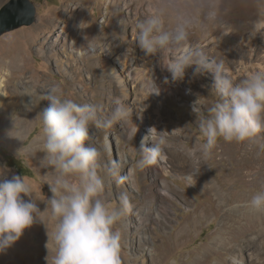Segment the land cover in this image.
Instances as JSON below:
<instances>
[{
    "label": "rangeland",
    "instance_id": "1",
    "mask_svg": "<svg viewBox=\"0 0 264 264\" xmlns=\"http://www.w3.org/2000/svg\"><path fill=\"white\" fill-rule=\"evenodd\" d=\"M8 1L0 0V8ZM31 1L37 9L35 22L0 37V174L27 180L33 197L45 206L42 218L52 228L56 220L47 206L52 193L46 182L54 171L41 150L40 113L50 105L44 97L56 87L65 98L96 106L101 116L111 114L119 102L135 117L143 111L148 125L166 130L169 140L166 167L141 168L143 135H131L126 120L107 130L90 126L89 144L99 150L105 166L101 175L107 203L119 207L120 196L126 193L132 205L114 226L122 234L121 264H139L131 260L136 254L128 242H139L144 232L149 237L147 264H152L151 254H157L159 264H233V259L236 264H264V212L247 207L253 195L264 191V174L257 179L253 174L264 166V133L241 143L220 139L211 158L201 157L197 163L190 150L203 138L194 109L206 115L219 97L211 89V75L194 77L192 69L180 86L171 88L167 82L171 73L160 58L139 49L134 32L143 0ZM258 19L255 7L237 5L224 17L231 32L224 34L218 27L208 36H193L190 44L223 60L238 82L243 72L264 68V34L253 33ZM5 60L10 65L5 66ZM125 60H132L133 69L123 94L118 78L127 71ZM10 130L24 137V145L8 135ZM18 149L29 175L20 173L5 156L17 158ZM109 167L115 175L107 172ZM197 169L196 183L188 187L180 177ZM218 181L226 184L220 194L209 189ZM44 231L42 222L26 229L13 244L10 261L2 263L0 258V264H48V254L51 264L54 253L45 256L39 251L45 245Z\"/></svg>",
    "mask_w": 264,
    "mask_h": 264
},
{
    "label": "clouds",
    "instance_id": "2",
    "mask_svg": "<svg viewBox=\"0 0 264 264\" xmlns=\"http://www.w3.org/2000/svg\"><path fill=\"white\" fill-rule=\"evenodd\" d=\"M237 5L257 9L260 19L255 22L253 33L264 34V0H143V11L135 24L137 46L145 55L158 56L173 82L183 81L189 69L194 77H212L211 89L219 99L206 115L194 109L203 138L190 150L197 163L201 157L205 161L211 158L220 139L241 143L264 133V68L243 72L237 82L223 60L190 44L193 36H208L218 27H223L224 34L231 32L224 17ZM44 98L50 105L40 113L41 150L47 166L54 171L46 183L52 193L47 206L56 224L50 229L39 215L35 201L24 199L33 195V188L24 177L14 175L7 179L4 173L0 174V253L18 241L39 218L47 228L45 247L54 253L51 264H121L122 234L114 226L131 211L132 205L126 193L121 194L119 207L107 203L105 179L101 175L105 166L101 164V153L89 141L90 126L107 130L115 122L129 118L130 113L117 102L111 114L101 116L96 106L65 98L56 87ZM11 130L8 135L24 145V137L19 132L10 134ZM168 143L166 130L149 127L139 148L140 167L165 160ZM16 155L19 158V149ZM107 172L115 175L111 167ZM198 172L194 170L180 179L192 186ZM247 207L264 212V191L253 195Z\"/></svg>",
    "mask_w": 264,
    "mask_h": 264
},
{
    "label": "bare ground",
    "instance_id": "3",
    "mask_svg": "<svg viewBox=\"0 0 264 264\" xmlns=\"http://www.w3.org/2000/svg\"><path fill=\"white\" fill-rule=\"evenodd\" d=\"M2 62V61H1ZM132 60H125L124 64L127 65V71H123L122 74H123V79H121V76L120 78H118V83L121 87V90H122V93L125 94L126 92V88H125V83L124 81L126 82H129L132 80V74H131V70L133 69L132 68V64H131ZM1 65V63H0ZM4 65L7 66V65H10V62L8 61H4ZM232 71V70H231ZM206 77H210L209 75H207ZM207 79V78H206ZM184 81V80H183ZM169 86L171 88H174V87H177V86H180L178 84V82L180 83L181 81H178V82H173L172 79L167 81ZM164 84V82H163ZM181 84V83H180ZM166 87V86H165ZM167 88V87H166ZM180 88V87H179ZM168 89V88H167ZM175 89V88H174ZM178 90V89H177ZM143 112V111H142ZM141 111L138 112L137 116L135 117L134 115H131L129 116V118L125 119L127 122V125L129 126V129H130V134L133 135V134H139V135H143V137L147 134V130H148V127H150L147 123V119L145 118L144 114L142 113ZM142 114V119L140 118V115ZM138 129V130H137ZM246 154V153H245ZM249 154V153H248ZM244 157V156H243ZM247 161H248V158H246ZM244 159V160H246ZM263 159V158H262ZM243 160V163L240 164V165H243L245 163V161ZM254 161L258 160L257 159H253ZM166 159L165 160H162V161H159L157 163V165H154L153 167L155 169H158V166H163V167H166ZM221 162V161H219ZM250 162L253 163V161L250 159ZM241 163V161L239 162ZM249 163V162H248ZM234 164V163H233ZM248 165V164H247ZM257 166H260V165H257ZM236 167V166H235ZM234 167V168H235ZM248 167V166H247ZM233 168V169H234ZM253 168V167H252ZM258 168V167H257ZM230 169V168H229ZM251 170V169H250ZM251 174V173H249ZM254 176H257L255 177V179H257L258 177H260L261 175L264 174V166H260L259 170L255 171L254 173ZM238 175H241V168H239V171H238ZM252 178V177H251ZM250 180V178H249ZM219 182V185H217L216 187L212 186L210 187L209 189L211 188H214V190L216 189V194H220L221 193V190L222 188H225V185L224 183H221L220 181ZM227 182V181H226ZM254 182V181H252ZM247 184V183H246ZM253 184V183H252ZM262 184V183H261ZM254 185V184H253ZM238 186V185H237ZM243 188V187H242ZM259 188V187H258ZM23 195V194H22ZM35 196V195H34ZM24 199L25 200H31L33 199L38 207V209L40 210L39 211V215L42 217L43 213V207H45L44 205H41V204H38V201L35 197H29V196H24ZM199 209V208H198ZM197 208L195 210H198ZM148 219V218H147ZM55 220V219H54ZM146 219L145 221H143V224L146 223ZM37 223H41V221L39 220V218H36V222L34 224H37ZM56 224V223H55ZM55 225L52 227L54 228ZM50 228V229H52ZM148 236H147V232H144L143 234V237L142 239L139 240V242L137 240H134V239H130L129 242H128V245L130 246L129 248H131L132 252H133V255L134 257L131 259L132 261H135V262H139V264H147V260L149 261V257L148 259H144V256L148 254V251L146 250L145 248V244L148 242ZM48 240V236H47V231H44V241H45V245H46V242ZM43 245V244H42ZM45 245H43L41 247V249L39 251H41V253H45V256L49 253L47 248L45 247ZM15 245H12L11 247H9L8 249H6L5 252L3 253H0V258L2 259V263L5 262L7 263L6 261L9 260L10 257H12V253L15 251ZM49 255V254H48ZM157 254H151V263L152 264H159L157 262V258H156ZM126 259V258H125ZM10 261V260H9ZM12 261V260H11ZM128 261V260H127ZM124 262V261H123ZM122 262V263H123Z\"/></svg>",
    "mask_w": 264,
    "mask_h": 264
},
{
    "label": "water",
    "instance_id": "4",
    "mask_svg": "<svg viewBox=\"0 0 264 264\" xmlns=\"http://www.w3.org/2000/svg\"><path fill=\"white\" fill-rule=\"evenodd\" d=\"M37 9L31 0H9L0 8V37L36 20Z\"/></svg>",
    "mask_w": 264,
    "mask_h": 264
},
{
    "label": "trees",
    "instance_id": "5",
    "mask_svg": "<svg viewBox=\"0 0 264 264\" xmlns=\"http://www.w3.org/2000/svg\"><path fill=\"white\" fill-rule=\"evenodd\" d=\"M5 156L8 159V161L11 163V165L17 167V169L19 170L20 173H22L24 175L30 174L28 172L27 168L25 166H23V164L21 163V161L18 158H15L14 156L7 155V154H5Z\"/></svg>",
    "mask_w": 264,
    "mask_h": 264
}]
</instances>
